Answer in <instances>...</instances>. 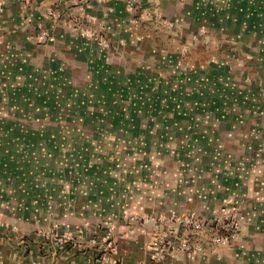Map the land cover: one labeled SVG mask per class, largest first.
Segmentation results:
<instances>
[{"label": "crops", "instance_id": "obj_1", "mask_svg": "<svg viewBox=\"0 0 264 264\" xmlns=\"http://www.w3.org/2000/svg\"><path fill=\"white\" fill-rule=\"evenodd\" d=\"M225 207L229 245L172 222ZM159 232L204 249L158 264H264V0H0V264H149Z\"/></svg>", "mask_w": 264, "mask_h": 264}, {"label": "built area", "instance_id": "obj_2", "mask_svg": "<svg viewBox=\"0 0 264 264\" xmlns=\"http://www.w3.org/2000/svg\"><path fill=\"white\" fill-rule=\"evenodd\" d=\"M125 2L130 11L135 12L139 9L140 0H125ZM48 15L55 19L60 17L59 13L54 9H49ZM135 21L137 20L135 19ZM70 28L73 30H79L86 36L96 35L100 44L108 45V41L101 34H90L86 28H83V26L78 24L76 25L75 23L70 24ZM51 39H53L51 33L46 29H42L40 33V40L45 41ZM132 219H137V216H132ZM160 221L163 222L166 220L160 219ZM172 222L179 224V226H184L190 231L202 234L207 233L209 236L208 241L215 246L221 244H231L232 240L237 237L244 227V223L239 212H237L234 208L229 209L226 207L223 208L220 213L211 218L205 219L198 215L196 211H190L182 216L173 218ZM109 229H112V226H110ZM40 234L59 240V244L61 246H65L66 244L76 241L72 234L59 230L57 227L49 229L47 232H41ZM108 238L109 236L107 235L106 239ZM94 243H97V241L94 240ZM107 245L108 248L106 250L96 253L95 257L97 260H108L110 255L109 253L113 249V246L108 241ZM151 248L153 253L149 264H158L164 257H166L167 254L176 251L184 252L189 257L195 258L203 252L204 244H193L187 236L173 239L170 235L159 232L152 240Z\"/></svg>", "mask_w": 264, "mask_h": 264}, {"label": "rangeland", "instance_id": "obj_3", "mask_svg": "<svg viewBox=\"0 0 264 264\" xmlns=\"http://www.w3.org/2000/svg\"><path fill=\"white\" fill-rule=\"evenodd\" d=\"M47 119L50 120V118H42L41 123H39V121H37L35 118H27V121H28L27 123L28 124H27L26 128H41V127L38 126V124H43V120H47ZM106 121L107 122L108 121L112 122L113 119L112 118H106ZM29 122H31V123H29ZM33 122H36V124L33 123ZM117 123H118V121H117ZM82 124H85L83 118L74 117L73 121L71 122V124H69L68 128H76L77 126H81ZM70 125H73V126H70ZM82 127H78V128H80L78 130H85V128H82ZM108 127L111 128L110 126H108ZM42 128H45V127H42ZM52 128H61V126H57V127L54 126ZM64 128H66V127L61 128V130H63ZM112 128H115V127H112ZM47 131H48V129H47ZM27 135H33V134H27ZM41 135L43 136L42 137L43 142L45 141V142L48 143V144H46L47 148L51 149V151L53 152L52 156H57V157L59 156L60 158L61 157H63V158H65V157L71 158L70 149L68 148L69 147V143L68 142L70 140L74 141V144L76 143L78 145V143L81 142V140H82L81 138H84L83 135L81 134V132H79V134L77 136H75V134H72V135H74V138H71V139L66 138L67 135H65V134L62 135V134H59V133H52V134L49 133L48 134V135H50L49 137H47L45 135V133H41ZM93 135H96V134H93ZM52 136L56 137V138L52 139L53 138ZM90 136H92V134ZM79 137H81V138H79ZM91 140L94 141L93 144H95V148H93V149L100 150V148L102 147V143L99 142V140L96 139V138L94 140L91 138ZM79 155H80V152H74V158H76Z\"/></svg>", "mask_w": 264, "mask_h": 264}]
</instances>
